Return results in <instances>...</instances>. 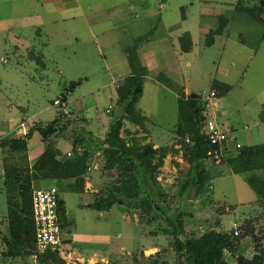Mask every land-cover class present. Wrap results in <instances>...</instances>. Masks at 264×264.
<instances>
[{
    "label": "rangeland",
    "instance_id": "1",
    "mask_svg": "<svg viewBox=\"0 0 264 264\" xmlns=\"http://www.w3.org/2000/svg\"><path fill=\"white\" fill-rule=\"evenodd\" d=\"M82 7L94 11V26L87 25L82 16L67 19L65 12H53V6L47 7L38 0H0V124L6 114L5 104L11 98L13 107H26L43 122L54 119L60 111H72L74 117L68 118L75 121L76 129L80 118L82 131L93 130L96 135L106 136L119 112L114 106L116 91L109 98L104 87L115 89L131 73L127 52L134 49L139 37H144L139 45L141 53L146 47L154 55L144 57L148 74L138 107L149 118L146 123L155 139L163 145L170 144L178 120L176 94L187 89L202 93L203 97L216 90L217 96L206 108L208 115L212 117L213 113L217 124L232 130L242 145L264 142V19L259 14L263 7L260 0H83ZM25 15L34 17L24 20ZM221 15L225 24L215 32ZM38 17L42 22H36ZM28 21L36 24L29 25ZM186 31L194 40L190 52L181 51L178 40ZM72 81L81 83L69 93L65 106L60 104L61 94ZM216 81L229 84L230 90L218 89ZM125 124L132 133L138 130L134 133L137 138H147L145 129L131 122ZM69 125L71 132L75 126ZM126 130L124 135L129 136ZM91 149L92 169L88 174L100 188L107 187L115 181L116 171L104 170L103 152L96 146ZM206 162L211 166L210 160ZM176 163L173 159L169 164L172 171L167 169L168 174L159 181V191L156 188L162 210L155 209L158 220L152 224L145 223L141 210L135 206L124 204L128 212L119 203L104 211L83 206L95 195L67 190L65 179L35 182V186L56 185L60 198L65 200L67 218L75 223L65 226L63 241L71 237V229L82 239L99 236V247H93L101 255L97 264H157L155 260L159 264H176L174 238L164 227H169L166 216L175 213L179 206L188 213L186 229L196 235L219 228L221 218L219 229L233 232V223L239 221L240 236L244 237L241 243H248L243 249L247 255L240 250L250 257L254 241L252 236L245 237L246 225L251 223L258 236L264 234V206L256 200L257 194L245 175H216L209 192L193 196L192 190L184 197L181 184L189 166L184 161L182 168L173 171ZM6 192L4 181H0V229L7 224ZM150 247L157 249L152 251ZM4 248L1 239L0 264H36L35 250L25 260H4ZM60 249L66 254L63 242ZM145 249L147 255L152 253L151 257L143 255ZM226 258L234 262L231 255L226 254Z\"/></svg>",
    "mask_w": 264,
    "mask_h": 264
},
{
    "label": "trees",
    "instance_id": "2",
    "mask_svg": "<svg viewBox=\"0 0 264 264\" xmlns=\"http://www.w3.org/2000/svg\"><path fill=\"white\" fill-rule=\"evenodd\" d=\"M260 2L263 7L259 8V14L264 19V0ZM225 21L221 15L215 32L221 30ZM143 40L144 37H139L137 44L133 46L134 49L127 52L131 73L118 84L116 110L119 116L111 122L105 138L87 135L80 126L78 129L75 126L71 134L74 142L72 151L69 155L60 154V150L53 145L52 137L64 133L69 128V124L75 125V121L68 118L74 117L73 113H67L64 110L47 123H36L25 137L0 139V146L10 153L5 160L8 230L3 238L6 245L2 252L4 260H25L33 255L35 224L32 192L35 181L65 179L67 190L84 191L91 168L92 146L102 150L105 160L104 168L115 170L116 179L109 186L95 193L94 201L87 205L90 208L104 211L111 209L117 203L135 206L141 210V217H144L145 223H154L153 221L158 220L155 209H161L155 194L156 188L160 185L157 164L169 152L182 151V158L189 166L185 182L181 184L184 197H187L192 190H194L193 196H199L211 189L210 182L215 175L213 167L218 165L208 166L206 162L211 159L209 152L214 150V145L210 143L205 131L208 115L205 112L206 100L203 99L202 94L179 93L178 122L175 133L176 143L180 145V148L161 146L154 149L151 143H144L145 138H137L134 136L135 132L124 129L125 120L143 127L147 119L137 107L143 95L144 81L148 74V67L142 63L137 50ZM181 43L183 51L191 49L193 44L189 33L181 36ZM80 83L81 81L70 83L68 89L61 94L60 104L66 103L69 93ZM214 85L224 92L231 88L229 84L219 81H216ZM217 93L216 91V95ZM80 120L77 118V123L80 124ZM36 130L40 132L43 140L47 141V145L37 161L30 166L27 161V140ZM123 130H126L129 136L123 135ZM231 145L232 148L223 156L221 165L226 163L232 173L244 174L248 184L257 194V201L264 206V142L245 144L239 148H236L234 142ZM157 190L159 191L158 188ZM58 212L63 230L66 225H71L73 220L67 218L66 203L60 198L59 190ZM187 214L179 206L175 213L166 216L171 229L168 226L164 229L174 238V250L178 256L176 264H264V234L258 236L251 223L246 225L245 237L252 236L254 253L248 257L240 250L244 238H241L240 234L235 235L234 231H221L217 227H212L196 235L194 231L186 229ZM226 254L231 255L234 262L229 261ZM34 255H36V264H70L62 257L59 250L50 249L44 253H34ZM151 256L152 254L148 257ZM154 263L159 264L158 260ZM9 264L13 263L9 262Z\"/></svg>",
    "mask_w": 264,
    "mask_h": 264
},
{
    "label": "crops",
    "instance_id": "3",
    "mask_svg": "<svg viewBox=\"0 0 264 264\" xmlns=\"http://www.w3.org/2000/svg\"><path fill=\"white\" fill-rule=\"evenodd\" d=\"M38 1L42 5H47V7L53 6L54 7L53 12L54 11L55 12H65L66 13L65 15H66L67 19L68 18L75 19L76 17H81L82 16V17H84L85 21L87 22V25L94 26V24L96 23L95 20H92L93 16H95V15H93L94 11L89 12V11H86L85 9H83V7H82V1L83 0H38ZM185 16L186 15L183 14V18H185ZM29 17H34V16L33 15L26 16L25 15L24 20L28 19ZM90 20H92V23L89 22ZM121 20H123V19L121 17H119V23H122L123 22ZM217 21L219 22V17H218ZM36 22L37 23L42 22V19H40L38 17V19H37ZM36 22L35 21H33V22L32 21L31 22L28 21V24L29 25H35ZM124 22H128V21L125 19ZM211 30H213V29L211 28L209 31H211ZM186 33H189L190 38L192 40V44L194 45V40H193L192 34L190 33V31H186V32H184L183 34H181L178 37L181 51H183L182 50V47H181V44H182L181 43V36H183ZM151 34H153V32H151ZM193 45H192V47H191V49L189 51H183V52H190L192 50V48H193ZM139 48H140V46H138L139 57H140L142 63L145 66L148 67V65H147L146 60H145L144 57L149 58L150 56H153L154 55V52L146 49V47L145 48L143 47L142 49H144L145 52H143V54H142L141 53V50H140L141 48L140 49ZM144 83H145V81H144ZM116 86L118 87V84ZM117 87H115V89H116L115 90L114 88L112 89V88H109V86H105L104 87L105 94H108L109 98H113L112 97L113 96V93L116 91V99H117ZM212 91H215L216 92V90H212ZM184 92L186 94L191 93L187 89H184ZM143 93H144V89H143ZM200 94H202V93H200ZM176 95H177V98H178L179 94L177 93ZM142 96H141V98H142ZM116 99H115L114 106L116 105ZM8 100L9 101L5 104L6 114L3 116L2 122L0 124V125H2V127H0V139H2V138L21 137V136L22 137H25V135L29 132L30 128L33 127L36 123H39V122H41V123H47L48 122V121L47 122H43L40 119L39 120L36 119V117L38 116V114H36V113H32V114L29 113L28 112L29 110L26 107H22V106H19L18 107L17 104L15 105L16 108L13 107V104H15V103L12 101L11 98L8 99ZM211 101H212V98L209 100V106H210V102ZM68 102H69V96H68V100L66 101V103H64L65 106H67V103ZM137 107H138V104H137ZM177 108H178V102H177ZM65 112H66V110H65ZM69 112H72V111H69ZM142 113H143V111H142ZM59 114H60V112H59ZM59 114H57V116ZM207 115H208V109H207ZM211 115H212V117L209 116V115L208 116L211 117V118H213L216 121V119L214 118V114L212 113ZM86 120L88 122V119L87 118H86ZM148 120H149V118L147 117L146 122ZM128 122H130V121L125 120V123H128ZM146 122H145V124H144L143 127L142 126L140 127L139 125H136L135 124L137 128L145 129L146 130L145 133H143V134H145V136L146 135H148V136H147V138H145L144 143L145 142L151 143L154 149H157V148H159L161 146H168V147L174 146L175 148H180V145L178 143H176L177 142V138H176L177 136H176V133H175V128H176V124H177L178 120H177V122H176V124H175V126L173 128V132H174L175 135H174L173 139L171 140L170 144H168V145H163L159 140L155 139L154 132H153L152 128L149 127V126H147V123ZM80 124H81V121H80ZM80 124H79V126H80ZM125 125H124V129L127 128V126H125ZM222 128H224V127H222ZM68 129L69 128H67L64 133H61L57 137H52V139H53L52 140L53 145L57 149L60 150V154H62V155H64V154H68L69 155V153L72 151L73 146H74L73 137L71 136L72 130H71V132L70 131L68 132ZM108 129H109V127H108ZM124 131L125 130H123V133H122L123 135H124ZM136 131H138V130H136ZM230 131L232 132V130H230ZM85 132H86V134H91L94 137H97V138H100V139L101 138L103 139L104 136H105V135H102V136L96 135L93 132V130H86L85 129ZM136 134H138V133H136ZM46 145H47V141H44L43 140L42 135L37 130L34 131V133L32 134V136L30 138H28V140H27V146H28V151H27L28 158H27V161L29 162L30 166H32L37 161V159L41 156V154L45 151ZM90 151L92 152V149H90ZM9 154H10L9 151L5 150L2 146H0V181H4V183H5V160H6L7 156H9ZM173 159H176L177 160V163H176L177 165L176 166H173V168H172L173 171L174 170L177 171L179 168H182L180 166V165H182L181 163L184 162V160L182 158V151H180L178 153H173V152L167 153L165 155V157H163L159 161L161 163L157 164L158 165L157 168L159 170V174H158L159 175L158 176V180L159 181H162L164 175L168 174V170L170 169V165L169 164L173 161ZM104 164H105V160H104ZM207 165L209 166V164H207ZM210 165H212V164H210ZM94 168H98V165H94ZM91 169H92V167H91ZM104 170H106V171H115V170H107L105 168H104ZM164 171H166L165 174H164ZM169 171H172V170L170 169ZM213 171L215 172V175L214 176L220 175V174H224V173L234 174V173H232L230 167L226 163L223 164V165H221V166H218V167L217 166L213 167ZM89 174L87 176V181H86V185H85L84 191L78 192V193L92 192L95 195V193H97L100 189L104 188V187H101L100 188L99 183H97L95 181L96 179L93 180L92 177L89 176ZM47 181H49L50 183H53V182L55 183L56 182L54 179L39 180V181H35V182H39L40 184H42V183L44 184V183H47ZM106 182H107V180H106ZM104 184H106V183H104ZM163 185H165V183ZM34 186H35V183H34ZM50 186H53V185H50ZM54 186H56V185H54ZM41 187H44V186L41 185ZM211 187H213V186L211 185ZM256 200H257V198H256ZM93 201H89V202H86V203H82V205L88 207L87 205L89 203L93 202ZM119 205H120L121 209L124 208V210L126 212H128L127 211V208H126V206L124 204H120L119 203ZM221 216H222V214L220 215V218H221ZM74 223H75V221L73 220V223L71 224V227L74 226ZM238 223H239V221L236 220L233 223V226L238 225ZM221 226H222V218H221ZM221 226L219 228H221ZM7 230H8V218H7V224L5 225L4 229H0V234H1L0 240L2 239L4 241L3 238L5 237V234L7 233ZM229 230H230V232L232 231L231 229H229ZM229 230H221V231H228L229 232ZM70 231H71V237L70 238H64L63 237L64 238L63 246L66 249V254L63 253V257L67 260V262L70 263V264H97V263H99V259L98 258L101 255L99 254L98 249H93V247L96 248L98 246V244L101 242L99 236L98 235H93V236L92 235H88V236H85V237H88L87 239H82V237H81L82 235H80L79 233H77L76 230L71 229ZM62 232H63V230H62ZM83 246H90L92 249L91 248L90 249H87V250H89V252H88L86 250V248H83ZM244 246L247 247L248 246V243L247 242L245 244L244 243H241V247H240V249L247 255V253L245 252V250H243L244 249ZM5 248H6V245H5ZM5 248L2 250V252L5 250ZM154 248L157 249V247H150V250L154 251ZM147 251H148L147 249H145L143 251V253L145 254V256H148V255H151L152 254L151 253V254H148L147 255L146 254ZM247 251H249V250H247ZM253 253H254V251L250 254V256ZM103 260H105L106 263H110L108 260L105 259V257H103Z\"/></svg>",
    "mask_w": 264,
    "mask_h": 264
},
{
    "label": "built area",
    "instance_id": "4",
    "mask_svg": "<svg viewBox=\"0 0 264 264\" xmlns=\"http://www.w3.org/2000/svg\"><path fill=\"white\" fill-rule=\"evenodd\" d=\"M216 92L211 91L203 99H207L206 108L209 107V100L215 97ZM109 107L108 111L111 110ZM206 112V111H205ZM207 113V112H206ZM205 131L210 143L214 145V150L209 152L210 161L213 165H221L223 156L235 143L236 148L241 147L242 143L231 131H228L217 124V122L208 116L205 124ZM189 140V139H187ZM70 154V153H69ZM33 218L35 224V245L36 253H44L48 250H59L62 245V228L58 212V189L56 186L34 187L32 192ZM235 235L240 234L238 225L234 226ZM36 256V255H35Z\"/></svg>",
    "mask_w": 264,
    "mask_h": 264
}]
</instances>
